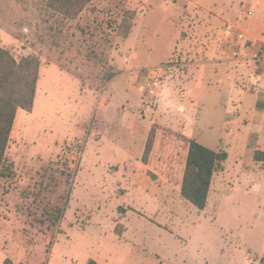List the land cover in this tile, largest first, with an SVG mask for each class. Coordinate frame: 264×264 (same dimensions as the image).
Wrapping results in <instances>:
<instances>
[{
	"label": "rangeland",
	"instance_id": "rangeland-1",
	"mask_svg": "<svg viewBox=\"0 0 264 264\" xmlns=\"http://www.w3.org/2000/svg\"><path fill=\"white\" fill-rule=\"evenodd\" d=\"M200 2L231 15L249 8L247 23L264 36V0H93L73 19L49 0H0V47L41 63L34 108L18 111L0 170V264H264L257 152L249 187L235 186L232 162L222 174L227 160L204 211L181 196L189 145L179 136L232 154L242 130L229 118L227 84L212 86L220 94L204 96L186 130L178 100L160 110L159 96L144 95L150 70L165 68L162 88L184 71L177 43L222 41L232 21L250 48L245 14L211 22ZM124 20L133 23L127 37ZM253 58L252 75L263 74L264 48Z\"/></svg>",
	"mask_w": 264,
	"mask_h": 264
},
{
	"label": "crops",
	"instance_id": "crops-1",
	"mask_svg": "<svg viewBox=\"0 0 264 264\" xmlns=\"http://www.w3.org/2000/svg\"><path fill=\"white\" fill-rule=\"evenodd\" d=\"M200 5L203 11L211 15V22H218L221 18L224 19V15L228 18H234L240 13V15L245 14L246 17H248L247 11L250 10L247 8L244 13L232 7L231 15L230 12L226 14L223 9L217 10L216 8L214 10L206 7L201 2ZM252 13V16L243 18L244 27L253 38L249 49L246 48L245 45H243V47L240 46L239 44L241 42L232 43V40L228 41L226 39L225 27L228 22L232 21L224 23L222 41L212 36L210 38H201L199 43H193L192 40H184L181 42L180 46L177 43L176 46H174V58L177 62H181V66L185 69L182 73L177 72L175 69L171 71L164 88L161 89V94H158L159 97L155 105V107H159L161 110L163 107H172V103L178 100L180 102L178 112L182 115L179 116L181 119H179L178 116L175 118L180 120L181 127L186 130V128L188 129L194 124L195 112L204 99V96H207L208 101L212 99V101H214L215 97L220 94V90L213 89L212 86H214V84L222 86L227 84L225 88L229 91L228 102L233 107L232 114L229 115V118L232 121V127H241L242 130L239 132L236 131L238 134L235 132V135H237L232 137V154L228 153V161L222 174H228L232 162V177L235 182L239 183L235 185L239 188H241L243 184L248 186L249 180L247 177L253 174L256 175V173H254V160H250V151L264 153V73L252 75L251 67L249 68V66L254 65L253 57L262 51V47L264 48V36L256 35L252 29L253 22L250 23V25L247 23V21L254 16V12ZM201 14L203 17L206 16H204L203 13ZM208 25L206 24V28H211V26ZM235 44H237V48L242 51V55H240L241 57H239V59H235L232 54L228 52L229 49L233 52L234 48L232 47ZM177 48H180L179 51ZM177 51L178 53L176 54ZM246 74L248 75L245 76ZM241 77L246 80L244 86L238 85L237 81ZM105 108L108 107H104L103 109ZM119 113L124 115L125 111L123 112L122 110L119 111ZM102 119H105V117L103 116ZM123 120L122 118L121 124H124ZM155 122L159 126L162 125L157 121ZM164 126L169 127L168 125ZM185 137L188 138L187 136ZM247 157H249L247 162L251 171H248L249 168L246 169L243 163ZM215 177L216 173L214 175V178ZM242 177L245 178L243 179ZM255 179L256 186H259L258 189L264 191V168L261 172V177ZM214 183L215 180H213L212 185H214Z\"/></svg>",
	"mask_w": 264,
	"mask_h": 264
},
{
	"label": "trees",
	"instance_id": "trees-1",
	"mask_svg": "<svg viewBox=\"0 0 264 264\" xmlns=\"http://www.w3.org/2000/svg\"><path fill=\"white\" fill-rule=\"evenodd\" d=\"M92 1L49 0V7L73 19ZM123 24L122 36L127 37L133 23L124 20ZM40 67L38 57L30 55L17 61L8 50L0 47V170L6 165V152L18 111L32 112L34 108ZM179 138L189 145L181 196L198 210L204 211L208 205L214 175L228 160V154L211 150L181 135ZM151 147L152 143L149 142L146 154L151 151ZM255 161L263 162L264 153L257 152Z\"/></svg>",
	"mask_w": 264,
	"mask_h": 264
},
{
	"label": "built area",
	"instance_id": "built-area-1",
	"mask_svg": "<svg viewBox=\"0 0 264 264\" xmlns=\"http://www.w3.org/2000/svg\"><path fill=\"white\" fill-rule=\"evenodd\" d=\"M248 16H252V11H247ZM225 36L228 41L232 40L233 42L240 43L244 42V45H246L249 42V39L247 37V33L238 25L233 22H228L225 27ZM233 57L235 59L240 57L239 51L233 52ZM165 68H156L153 70H150L151 75L147 79V81L144 84V95L146 98L152 100L158 97V94L160 90L163 87V75H161V71Z\"/></svg>",
	"mask_w": 264,
	"mask_h": 264
}]
</instances>
